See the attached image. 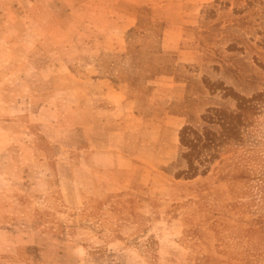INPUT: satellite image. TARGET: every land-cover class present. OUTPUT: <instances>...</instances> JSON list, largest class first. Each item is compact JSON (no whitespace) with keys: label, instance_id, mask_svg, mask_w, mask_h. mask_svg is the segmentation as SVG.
<instances>
[{"label":"rangeland","instance_id":"rangeland-1","mask_svg":"<svg viewBox=\"0 0 264 264\" xmlns=\"http://www.w3.org/2000/svg\"><path fill=\"white\" fill-rule=\"evenodd\" d=\"M176 6L163 16L143 11L127 34V54L101 61L102 71L111 63L121 69L113 82L128 86L137 115L158 111L159 121L168 102L175 103L171 112L185 122L174 156L158 157L150 171L141 164L128 172L91 171L82 162L59 161L58 145L38 141L46 147L26 172L11 177L0 170L1 264L17 257L30 264H207L208 255L221 264L237 257L236 239L217 227L207 232L205 219L214 213L226 229L238 227L228 205L250 201L254 185L241 188L240 164L264 158V0ZM157 124L128 126H155L165 135ZM5 141L0 131L6 165ZM65 175L77 186L63 187ZM243 218L264 238V209Z\"/></svg>","mask_w":264,"mask_h":264},{"label":"crops","instance_id":"crops-1","mask_svg":"<svg viewBox=\"0 0 264 264\" xmlns=\"http://www.w3.org/2000/svg\"><path fill=\"white\" fill-rule=\"evenodd\" d=\"M178 1L0 0V131L8 156L0 170L11 177L26 172L44 151V142L37 146L43 140L61 148L59 161L82 162L91 171L128 172L137 164L150 171L158 157L174 156L185 122L171 112L175 103L168 102L159 121L158 111L137 115L135 101L126 97L128 86L113 82L121 69L111 63L102 71L101 61L127 54V34L143 11L163 16ZM129 121L161 122L166 134L155 126L131 129ZM60 180L63 187L77 186L67 175ZM3 264L30 262L17 257Z\"/></svg>","mask_w":264,"mask_h":264},{"label":"trees","instance_id":"trees-1","mask_svg":"<svg viewBox=\"0 0 264 264\" xmlns=\"http://www.w3.org/2000/svg\"><path fill=\"white\" fill-rule=\"evenodd\" d=\"M255 160H261L262 163H249V161H246V164H244L241 162V174L237 178L242 186L241 188H248L249 182L251 181L254 183L251 187L252 191L249 194L252 199L250 201L243 202L235 200L231 205H228L229 209L227 212H231L233 216L235 215L238 221V227L226 229V227L222 226L219 220L216 219L217 215L214 213L205 219L206 222H210L207 232L214 233L217 232L214 228H220L229 237L236 239L238 245L241 247L237 252V257L225 259L221 262V264H264V238L262 237L261 229L258 227L249 228L247 225H244L245 223L243 218L244 215L264 209V158H255ZM259 170L261 172L260 177H257ZM249 173L251 176H249ZM207 177L208 175L203 176L204 179ZM211 177H218V175H213ZM257 178L258 180L256 181ZM206 191L208 190L203 187V192ZM236 194L240 198L244 195L238 193ZM207 240L208 239L205 238L204 243ZM207 264H213L212 255H208Z\"/></svg>","mask_w":264,"mask_h":264}]
</instances>
